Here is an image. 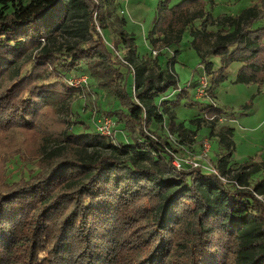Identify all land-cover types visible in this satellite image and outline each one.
Returning a JSON list of instances; mask_svg holds the SVG:
<instances>
[{
  "label": "trees",
  "instance_id": "obj_1",
  "mask_svg": "<svg viewBox=\"0 0 264 264\" xmlns=\"http://www.w3.org/2000/svg\"><path fill=\"white\" fill-rule=\"evenodd\" d=\"M99 3L0 0V77L28 48L61 32L78 37L64 51L42 50L38 57L42 65L51 66L56 74L32 84L34 65L13 79L0 94V125L19 121L23 127L31 126L38 104L56 99L57 92L49 88L53 82L46 81L57 73L71 78L89 69L99 84L115 83L122 108L116 104L103 115L116 122L117 130L122 126L131 135L130 141L118 145L116 137L110 143L98 131L68 133L67 140L112 152L91 159L74 151L51 153L50 161L56 162L46 172L0 193V264H264V203L254 194H264L263 185L252 192L198 168L179 172L172 164L177 148L162 141L152 127L163 126L171 105L176 106L175 101L161 100L169 88L187 96L178 87L177 51L172 46L181 43L196 20L203 25L191 27L192 43L205 64L203 71L213 76L211 93L236 61L243 63L236 83L264 84V0L217 19L201 4L204 0L175 5L161 1L148 39L153 45L164 43L167 59L173 54L166 73L151 72L148 62L140 61L134 35L125 30L119 31L118 43L125 48L121 57L106 44L95 24L98 20L105 25ZM195 5L201 8L191 13ZM210 21L229 30H208ZM204 44L209 49L202 48ZM214 56L222 60L219 71L209 61ZM61 87L64 90L58 93L69 98L74 88ZM213 109L205 110L211 115L219 111ZM222 143L228 152L217 168L226 177L234 143ZM249 177L239 172L235 179L246 187Z\"/></svg>",
  "mask_w": 264,
  "mask_h": 264
},
{
  "label": "rangeland",
  "instance_id": "obj_2",
  "mask_svg": "<svg viewBox=\"0 0 264 264\" xmlns=\"http://www.w3.org/2000/svg\"><path fill=\"white\" fill-rule=\"evenodd\" d=\"M161 1L164 0H99L104 11L105 25L104 27L103 24L100 25L98 20L95 22L106 44L117 52L119 57L125 53L123 44L118 43L119 31L125 30L134 35L140 61L148 62L150 71L154 73L160 71L166 73L168 59L173 58L172 53H168V59L163 54L164 43L153 45L148 39V33L155 26ZM181 1L183 0H170V5ZM204 2L201 4L206 11L217 19L223 13L234 15L241 7L257 4L259 0H204ZM199 8L201 5H195L190 12ZM202 23V20H196L192 26L200 29ZM211 24V21L206 24L208 30L216 32L229 30L225 29L227 27L220 29L218 25ZM191 27L185 32L181 43L172 46V49L177 51L174 71L178 77V87L180 90H186L187 96L181 95L175 87L169 88L160 99L175 101L176 106L171 105L172 115H165V124L153 125V130L162 141H171L182 159L188 155L193 159L201 158L203 141L208 140L211 148L206 158L216 167L219 160L228 152L222 143L223 140L233 142V154L229 159L228 174L225 178L228 183H233L239 172H247L250 174V185L242 188L254 192L256 185L262 184L264 187V84L236 83L237 75L243 65L242 62L236 61L226 71V79L215 87L214 94L210 92L208 96L198 97L197 88L204 75L202 66L205 64H202L200 54L193 47ZM77 39L78 37L71 32H61L39 47L28 48L25 54L0 77V94L13 84V79L17 78L20 72L32 71L34 65L36 67L32 71L34 73H32L34 77L32 84L36 80L42 81L48 78L53 68L44 63L45 69L41 71L44 67L38 57L42 54V50L47 47L53 51H64L66 46L76 42ZM214 41L215 38L212 37L210 43ZM209 47V44L202 45L204 49ZM154 50L158 51L157 55H154ZM209 61L214 64L215 71H219L223 65L220 57H211ZM38 65H40L38 68H43L37 69ZM83 73L89 76V87L71 89L72 94L69 98L65 97V93H58L64 90L62 84L68 85L69 77L57 73L58 76L55 75L56 78L52 81H46V83L53 82L49 88L57 92L54 94L56 99H51L50 103L41 106L40 103L38 104L39 111L32 117L31 126L23 127L19 121L16 124L10 125L7 122L0 125V193H5L14 186L17 188L16 185L11 184L22 185L38 172L44 170L46 172V169L56 162L50 161L51 153L62 154L74 151L82 157L88 156V159L111 154L110 148L84 147L66 139L68 133H96L97 118L94 114L101 113L104 116L103 114L116 104L119 109L122 108L115 91V83L107 82L102 85L90 77L89 69H85ZM207 76L211 82L213 76L208 74ZM130 83H133V78L130 79ZM208 106H213L220 112L213 111L211 115L205 110ZM1 109H3L2 105ZM114 135L115 141L112 136L105 139L110 143L114 141L118 145L131 140V135L122 126L114 131ZM248 162V168L242 170V164ZM181 171L184 170L181 169L179 172ZM22 234L25 235L24 231Z\"/></svg>",
  "mask_w": 264,
  "mask_h": 264
},
{
  "label": "built area",
  "instance_id": "obj_3",
  "mask_svg": "<svg viewBox=\"0 0 264 264\" xmlns=\"http://www.w3.org/2000/svg\"><path fill=\"white\" fill-rule=\"evenodd\" d=\"M166 50L163 49V51ZM158 51L154 50V55H157ZM203 68V66H202ZM89 76L87 74H82L80 76H74L69 78L68 80V85L71 88L74 89H86L89 87ZM209 86H210V81L208 79L207 74L204 72V75L202 76L199 86L197 88V95L198 97H204V96H208L210 93L209 90ZM95 117L97 118V131L105 137L108 136H112V139H114L115 135H114V131L116 130V122L110 118L107 115L104 116H100V118H98V114H94ZM99 119V121H98ZM202 152L200 157L201 158H197V159H193V157H189L190 155L184 157L183 159L180 158V154L179 153H172L173 156V160H172V164L175 167L176 170L180 171L181 169L185 170L186 167H191V168H198L201 170H204L206 172L212 173V174H216L218 175L224 182H228V180H226L225 177H222L218 168L212 164H210V162H208L207 160V156L208 153L210 152V148H211V144L208 140H204L203 141V146H202ZM193 155V154H192ZM191 158V159H190ZM235 183V185L238 188H242V186H240V184L238 182H233ZM255 195L258 197V199L262 200V202L264 203V194H259L257 192H255Z\"/></svg>",
  "mask_w": 264,
  "mask_h": 264
}]
</instances>
